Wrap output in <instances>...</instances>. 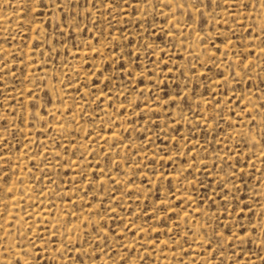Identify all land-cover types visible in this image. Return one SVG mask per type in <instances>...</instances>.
I'll use <instances>...</instances> for the list:
<instances>
[{
	"label": "rangeland",
	"instance_id": "374dc122",
	"mask_svg": "<svg viewBox=\"0 0 264 264\" xmlns=\"http://www.w3.org/2000/svg\"><path fill=\"white\" fill-rule=\"evenodd\" d=\"M0 264H264V0H0Z\"/></svg>",
	"mask_w": 264,
	"mask_h": 264
},
{
	"label": "bare ground",
	"instance_id": "6f19581e",
	"mask_svg": "<svg viewBox=\"0 0 264 264\" xmlns=\"http://www.w3.org/2000/svg\"><path fill=\"white\" fill-rule=\"evenodd\" d=\"M17 162V161H16ZM21 163V162H20ZM19 163V164H20ZM26 187V186H25ZM28 187V186H27ZM24 189V188H23ZM29 189V188H28ZM25 190V189H24ZM23 193H26V192H23ZM24 197H25V195H24ZM15 199H17L18 200V202H19V197L18 198H15ZM11 200V199H10ZM25 200H27L28 201V199H25ZM12 201H14L13 199H12ZM9 204H11V203H9ZM9 204H8V207H9ZM16 202L14 201L13 203H12V205H10V212H13V209L16 207ZM7 206V205H6ZM65 206V205H64ZM12 210V211H11ZM14 210H16V209H14ZM11 215V214H10ZM8 216V215H7ZM40 216V215H39ZM38 216V217H39ZM41 217H43V216H41ZM7 218V217H6ZM40 218V217H39ZM42 219V218H41ZM62 220V219H61ZM18 221V219L16 220V222ZM14 222V221H13ZM14 225H16L15 223H14ZM56 229V228H55ZM15 251V253L17 252L16 250H14Z\"/></svg>",
	"mask_w": 264,
	"mask_h": 264
},
{
	"label": "snow or ice",
	"instance_id": "6c2138e0",
	"mask_svg": "<svg viewBox=\"0 0 264 264\" xmlns=\"http://www.w3.org/2000/svg\"><path fill=\"white\" fill-rule=\"evenodd\" d=\"M37 2H39V0H37Z\"/></svg>",
	"mask_w": 264,
	"mask_h": 264
}]
</instances>
